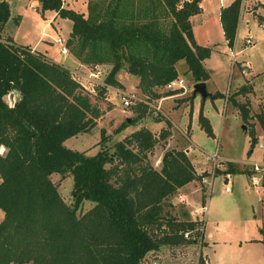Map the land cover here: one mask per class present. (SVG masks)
Returning <instances> with one entry per match:
<instances>
[{
  "label": "trees",
  "instance_id": "trees-1",
  "mask_svg": "<svg viewBox=\"0 0 264 264\" xmlns=\"http://www.w3.org/2000/svg\"><path fill=\"white\" fill-rule=\"evenodd\" d=\"M37 2L41 15L51 11L72 22L67 46L74 58L110 68L102 89L121 87L117 74L125 70L139 77L143 93L152 94L179 76V61L194 84L209 80L203 61L211 49L196 44L189 19L200 13L201 0H88L87 14L65 8L62 0ZM240 8L235 0L220 12L229 47ZM10 16V6L0 1V264H146L147 254L162 247L203 240L204 222L180 220L164 207L178 189L207 174H197L185 151L176 149L166 150L161 169H154L148 154L169 137L167 129L156 138L141 126L112 147L101 129V149L93 156L65 147L67 139L96 127L102 115L92 103L96 94L67 67L4 37ZM238 90L235 96L253 92L246 85ZM165 92L164 97L181 93ZM232 103L244 123L253 118L264 130L263 112L251 115L248 101ZM146 109L139 104L137 117L115 133L137 124ZM198 122L214 136L202 112ZM250 136L254 147V130ZM230 163L225 175L238 173ZM54 174L72 177V204L63 201ZM85 201L93 206L78 216ZM187 231L192 239L183 236ZM199 261L204 264L201 256Z\"/></svg>",
  "mask_w": 264,
  "mask_h": 264
},
{
  "label": "rangeland",
  "instance_id": "rangeland-1",
  "mask_svg": "<svg viewBox=\"0 0 264 264\" xmlns=\"http://www.w3.org/2000/svg\"><path fill=\"white\" fill-rule=\"evenodd\" d=\"M0 1L6 2L11 11L4 29V37L11 38L17 44L35 47L41 52L46 51L47 55L58 64L63 63L71 69L77 66L76 59L72 55L62 57L61 45L57 43L60 38L67 39L72 26L70 20L57 18L55 22L44 23V19L51 18L53 12L46 11L43 18L34 6L31 7L32 0ZM62 1V4L68 3V0ZM233 1L201 0L205 16L212 19L207 26L210 30L196 28V35L201 31L203 36L211 37L215 45V51L206 62V69L210 74L209 80L205 83L206 88L210 93L221 92L223 97L215 99L209 97L202 100L200 95H194L192 75L187 72L184 61L178 62L176 70L178 77L185 81L186 89L179 90L181 93L173 95L175 97H172L173 100L166 101L163 100L166 95L163 88H156L152 94H145L138 86L139 90L132 92L137 76L128 77L124 74L125 70L117 74V80L121 83L118 90L110 89L111 87L102 89L104 74L110 69L103 67L99 84L93 86L96 96L91 97L92 103L99 107L100 112L102 111L101 117L96 121V127L88 133L69 138L64 143L69 149L93 156L101 149L99 141L102 128L109 136L107 145L110 147L141 126L156 130L154 132L156 138L159 137L162 129H167L170 137L165 141L160 139L155 149L148 154V160L155 170L161 169L164 152L175 149L188 150L193 161L197 163L200 161L208 168L207 171L210 172L206 173L205 177L207 182L195 180L193 187L188 191L184 193L177 191L167 199L164 210L180 220L191 219L188 212L190 205L183 196L192 195L198 190L195 197L199 198L200 194V199H204L205 239L210 242V247L201 248L203 240H199L200 238L191 245H181L177 248L162 247L156 254L160 264H199L200 253L208 256L210 264H264V174L261 177L263 185L259 188V192L251 186L249 175L246 174L253 164H264V150L259 148V143L264 144V130L253 118L244 123L239 110L232 103V99L240 103L248 101L250 111L253 110L250 114L264 113V8L253 18L245 17L238 34L237 47L230 50L231 47H228L219 31L215 16L221 2L225 7ZM261 5L264 7L263 3ZM261 5H253L252 8L257 10ZM74 10L86 12V4L83 0L76 2ZM194 24L200 27L199 19H194ZM247 38L251 39V44L246 43ZM235 50L236 55L233 54ZM87 67L80 73L87 75L88 71L94 70L92 66ZM119 75L122 77H118ZM87 84L92 86L88 80ZM245 85L251 86L253 92L246 96H235L238 89ZM121 92L138 96L143 102L125 108L122 104L125 94ZM10 96L14 97L12 94ZM139 104L147 107L145 117L137 124L126 127L120 134H116L115 131L122 122L137 117L139 111H136V108ZM200 112L208 119L214 136L208 137L205 130L200 127L198 122ZM252 130L255 131L257 138L254 147L250 144ZM3 151L0 148V153ZM227 160L231 161L227 162ZM229 163L241 173L230 175L228 185L220 176L210 178L214 174H224L229 168ZM222 164L224 167L221 166ZM51 179L63 201L72 204V177L54 174ZM226 187H229V192L225 191ZM202 199L193 207V212L195 209L202 210ZM184 201L187 204H184ZM209 202H211L210 206ZM92 206L91 202L85 201L78 216L85 214ZM2 218L3 213L0 211V221ZM195 218L200 219L198 216ZM209 234L213 238H209Z\"/></svg>",
  "mask_w": 264,
  "mask_h": 264
},
{
  "label": "crops",
  "instance_id": "crops-1",
  "mask_svg": "<svg viewBox=\"0 0 264 264\" xmlns=\"http://www.w3.org/2000/svg\"><path fill=\"white\" fill-rule=\"evenodd\" d=\"M78 0H68V3H63L64 5V7L65 8H68V9H72V10H74V6L76 5V2H77ZM235 1V0H234ZM233 1V2H234ZM262 2H263V4H264V0H261ZM88 0H83V3H85L86 4V12H83V11H76V12H81V13H85V14H87V5H88ZM231 4V3H230ZM229 4V5H230ZM242 4H243V0H241V8H240V14H239V17H240V15H241V9H242ZM30 5H31V7H33L34 6V8H36V10L39 12V7H40V5H38V2H37V0H32L31 1V3H30ZM229 5H227V6H229ZM200 7H201V11H200V13L199 14H196V15H193V16H191L189 19H190V21H191V26H192V34H193V37H194V39H195V42H196V44L198 45V46H201V47H203V48H210L211 49V53H213L214 51H215V45H213V43H212V38L211 37H207V36H203V33L201 32V31H199V35H196V28H205V29H207V30H210V28L208 27L207 28V26L211 23V19L212 18H210L209 16H205V12H204V8H203V4L202 3H200ZM226 7V6H225ZM224 6H223V4H222V2L220 3V6H219V10H218V12H217V14H216V16H215V18L217 19V21H218V28H219V31H220V33L222 34V36H223V30H222V26H221V21H220V12H221V10L223 9V8H225ZM252 8V7H251ZM264 7L261 5L257 10H254V12H255V14H258L259 13V11L261 10V9H263ZM75 11V10H74ZM48 12H51V11H48ZM44 15H45V12H44V14L42 15V17L44 18ZM248 17L249 19L250 18H253V16L254 15H251L250 13H248L247 12V10H246V12H244L243 13V20L245 19V17ZM54 18V20H52ZM57 18H59V16L55 13V12H53V16L51 17V18H49V19H44V23H48L47 21H49V22H55V20L57 19ZM194 19H199V23H200V27L199 26H195V24H194ZM201 19L203 20V21H201ZM243 20L241 21V17H240V19H239V24H238V29H237V37H236V40H235V43H234V46L233 47H231L230 48V50L231 49H236V47H237V38H238V34L240 33V30H241V27L243 26L242 25V22H243ZM248 20V19H247ZM71 31H72V26H71V30H70V32H69V35H68V37H67V39H65V40H67V42H68V39H69V36H70V33H71ZM200 36H202V37H200ZM224 39H225V36H224ZM13 41V40H12ZM13 42H15V41H13ZM225 42H226V44H227V40H225ZM16 43V42H15ZM17 44V43H16ZM18 45H21V44H18ZM228 45V44H227ZM22 46H26V45H22ZM29 46V45H28ZM31 47V46H30ZM229 47V46H228ZM34 51H37V52H39V53H41V54H43L44 56H46L48 59H51L48 55H47V52L45 51V52H41V51H39V50H37V49H35V47H31ZM61 48H62V46H61ZM67 48H68V46H67ZM235 52H236V50H235ZM210 53V54H211ZM60 54H61V52H60ZM72 55V53L70 52V50H69V48H68V53L67 54H61L62 55V57L63 58H65L66 57V55ZM72 57L74 58V56L72 55ZM76 59V58H75ZM52 61H53V59H51ZM77 60V59H76ZM75 60V62L77 63V66H75L73 69H71L69 66H66V65H64L63 63L62 64H60V65H62L63 67L65 66V67H67L68 69H69V71H70V73L71 72H76L81 78H78V80L77 81H79L81 84H84V85H86V86H88V84H87V79H86V74H81L80 72H84V68L85 69H87L88 67V65H86V64H84V63H81L79 60H77L76 61ZM208 61V59H206V60H204L203 61V66H204V68L206 69V62ZM54 62V61H53ZM56 63V62H55ZM58 64V63H57ZM178 64V63H177ZM177 64H176V68H177ZM89 70V69H88ZM177 71V70H176ZM206 71H207V69H206ZM208 72V71H207ZM88 73H89V71H88ZM124 74H126V75H128V77H130V75L131 74H128L126 71L124 72ZM118 77H122V75H119ZM77 78V77H76ZM206 83V82H205ZM89 86H91V85H89ZM126 86V85H125ZM138 86H139V77L137 76V79H136V83L134 84V89L132 90V92H136L137 90H139V88H138ZM110 89H114V90H118V89H115V88H110ZM136 90V91H135ZM193 90V89H192ZM131 92V91H130ZM121 93H126V92H121ZM215 93H219V91H214V92H211L210 94H215ZM221 93V92H220ZM91 94H93V93H91ZM129 94V93H128ZM173 96H170V97H165V98H163V100L164 101H166L167 99H169V100H173V98H175V97H173ZM211 97V96H210ZM11 98H13V97H11ZM109 99H107V101H108ZM162 100V101H163ZM203 100V99H202ZM109 102H111L110 100H109ZM178 106V105H177ZM251 112H253V110H251ZM160 123H162V122H160ZM145 128H147L148 130H150L152 133H153V135H154V132H156V130H152L151 128H149L148 126H144ZM162 128V127H161ZM103 129V128H102ZM169 131V130H168ZM169 137H170V135H169ZM185 151V153H186V155L188 156V158H189V160H190V162L192 163V165L194 166V168H195V170H196V172H197V174H202V173H207V174H209V172L210 171H207L208 170V168L207 167H204L203 166V164L200 162V161H198V163L197 162H195V161H193V158H191V156H190V154H189V151L188 150H184ZM223 161H226V160H223ZM229 161H231V160H227V162H229ZM203 166V167H202ZM220 166V165H219ZM222 167H224V165L222 164L221 165ZM207 171V172H206ZM250 171H251V167L248 169V172L246 173L247 175H250ZM238 173H241V172H239L238 171ZM227 175H229V177H230V175H233V174H227ZM227 175H225V174H217V175H211L210 176V178L211 177H213V176H220L222 179H223V181H226L225 183L228 185V183H229V180H227L226 179V176ZM195 182V180L192 182V183H189V184H187V185H185L184 187H182V188H180V189H178L177 191H181V193L183 192H185V191H188V189L190 188V187H193V183ZM198 192V190H196L192 195H190V194H184V198H185V200H187V203L190 205V207H188V212H189V218H191V219H183V220H192V221H195L196 219H198V218H195L196 216L193 214V213H195V212H193L192 211V209H193V207L197 204V202L200 200L201 201V199H200V194H199V198H197V197H195V193H197ZM181 200V199H180ZM181 202H183V200H181ZM212 202V204L214 203V199L211 201ZM211 202H209V206L211 205ZM185 201H184V204H187ZM202 205H205V203H204V199H202ZM196 210V209H195ZM207 211V210H206ZM208 213H209V208H208ZM195 216V217H194ZM205 217V216H204ZM205 219H206V217H205ZM205 231H206V220H204V227H203V244H202V246H201V248L203 247V246H206V247H210V242L209 241H206V239H205ZM209 238H213L212 237V235H210L209 234ZM177 248V247H176ZM201 255H199V258L198 259H200V256L203 258V261H204V264H210V262H209V258H208V256L207 255H205V254H202V253H200Z\"/></svg>",
  "mask_w": 264,
  "mask_h": 264
},
{
  "label": "built area",
  "instance_id": "built-area-1",
  "mask_svg": "<svg viewBox=\"0 0 264 264\" xmlns=\"http://www.w3.org/2000/svg\"><path fill=\"white\" fill-rule=\"evenodd\" d=\"M179 1L181 3H183V2L189 1V0H179ZM261 3H263L261 0H243L241 15H240L241 21L243 20V13L246 12V10L251 15H255V12H254L253 8H251V7H253V5H261ZM57 43L62 46L61 51H60L61 54L62 55L67 54L68 53L67 40L60 38L57 40ZM246 43L251 44V39L247 38ZM233 54L236 55L237 53L234 52ZM100 74H101V67L94 68V70L90 71L86 75V79L88 81H90L92 86L89 87V86H86L84 84H81V85H83L84 88L88 89L91 93L95 94V90H94L93 86L95 84H99L98 80L100 79V76H101ZM70 76L76 80H78V78H79V75L74 71L71 72ZM181 89H186V88H185V81L183 80V78H180V77L174 78L172 81L168 82L164 87V90L167 92H173L175 90H181ZM123 94H125V95L122 98V104L125 108L131 107L132 105L137 104V102H143L138 96L136 97L135 95H133L131 93H129V94L123 93ZM157 109H159V108H157ZM259 148L264 150V144L259 143ZM263 174H264V164L255 163L251 166L249 180H251V186L254 187V189H256L258 192L260 191L259 188H261L263 185V179L261 178ZM226 179L229 180V175L226 176ZM201 181L207 182L205 180V178H202ZM225 191L229 192L230 191L229 187H226ZM195 216L200 217V219H198V220H201L202 222H204V220H205V217H204L205 216V205H203L202 210L201 209H200V211L195 210ZM200 229H202V228H200ZM191 234H192V232L187 231L183 234V236L185 237V239H192L193 236ZM196 238L197 237H195L193 240H195ZM199 240H201V238ZM146 264H160V259L158 258V256L156 254L149 253V254H147Z\"/></svg>",
  "mask_w": 264,
  "mask_h": 264
},
{
  "label": "water",
  "instance_id": "water-1",
  "mask_svg": "<svg viewBox=\"0 0 264 264\" xmlns=\"http://www.w3.org/2000/svg\"><path fill=\"white\" fill-rule=\"evenodd\" d=\"M193 91H194V95H200V97L203 99V100H206L208 99L211 94L210 92H208L207 88H206V84L204 82H200V83H195L193 85ZM131 120L130 118L127 119V122L129 123Z\"/></svg>",
  "mask_w": 264,
  "mask_h": 264
}]
</instances>
